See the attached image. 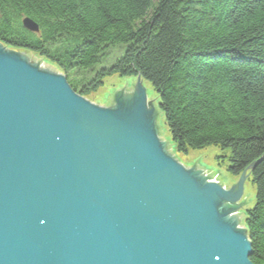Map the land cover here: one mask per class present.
<instances>
[{"label":"water","instance_id":"water-1","mask_svg":"<svg viewBox=\"0 0 264 264\" xmlns=\"http://www.w3.org/2000/svg\"><path fill=\"white\" fill-rule=\"evenodd\" d=\"M140 81L102 108L0 44V264H251L232 214L264 157L227 190L185 168Z\"/></svg>","mask_w":264,"mask_h":264},{"label":"trees","instance_id":"trees-1","mask_svg":"<svg viewBox=\"0 0 264 264\" xmlns=\"http://www.w3.org/2000/svg\"><path fill=\"white\" fill-rule=\"evenodd\" d=\"M0 44L38 57L84 98L107 77L140 76L175 151L215 147L233 177L264 157V0H0ZM116 46L122 55L103 66ZM248 173L243 228L249 261L264 264V158Z\"/></svg>","mask_w":264,"mask_h":264},{"label":"rangeland","instance_id":"rangeland-1","mask_svg":"<svg viewBox=\"0 0 264 264\" xmlns=\"http://www.w3.org/2000/svg\"><path fill=\"white\" fill-rule=\"evenodd\" d=\"M124 51L123 46H116L108 53L106 65L109 66L119 58ZM28 61L32 64H37L42 70H49L52 73L60 74L53 67L45 64L38 57L30 54H25ZM98 66L96 69L99 70ZM62 75V74H61ZM140 88L145 92V100L147 110L152 109L153 125L157 133L158 139L165 144V152L171 155L175 161L180 163L185 168H195V170L202 171L203 177L210 182L220 184L223 187L230 188L237 180L236 177L231 176L226 171V164L219 162L217 157L221 156L220 151L215 147H206L201 150L189 151L187 154L177 153L170 140V135L164 124L161 112L158 109V100L156 94L148 82L140 81ZM136 78H120L118 76L107 77L103 80L102 86L94 93H91L86 99L94 105L102 108H113L116 106V97L119 98L121 105L130 107L139 95L136 91ZM150 104V107L148 106ZM255 201V187L248 177L244 180L242 197L237 203L238 210L232 214V218L237 224L239 230L243 229L245 212L251 209Z\"/></svg>","mask_w":264,"mask_h":264},{"label":"flooded vegetation","instance_id":"flooded-vegetation-1","mask_svg":"<svg viewBox=\"0 0 264 264\" xmlns=\"http://www.w3.org/2000/svg\"><path fill=\"white\" fill-rule=\"evenodd\" d=\"M224 188L227 190V189H230L231 187L230 188L224 187Z\"/></svg>","mask_w":264,"mask_h":264}]
</instances>
